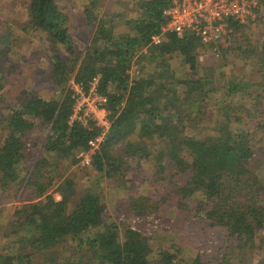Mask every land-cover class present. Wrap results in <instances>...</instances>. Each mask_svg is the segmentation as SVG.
Returning a JSON list of instances; mask_svg holds the SVG:
<instances>
[{
	"label": "trees",
	"instance_id": "obj_1",
	"mask_svg": "<svg viewBox=\"0 0 264 264\" xmlns=\"http://www.w3.org/2000/svg\"><path fill=\"white\" fill-rule=\"evenodd\" d=\"M97 2L84 9L88 22L97 25L81 63L56 58V98L33 95L4 119L9 134L0 144V187L9 191L26 184L32 202L17 206L3 226L0 242H8L1 246L0 264H183L180 247L154 250V243L164 241L159 229L174 228L175 243L187 240L189 225L209 230L210 240L191 250L188 264H238L248 250L264 254V83L247 76L224 83L222 76V86H215L214 76L199 75L204 46L194 34L171 33L168 41L149 47L167 23L165 11L173 0L137 1L139 15L125 22L126 34H115L108 17L95 15ZM26 11L29 21L20 31L73 46L69 17L56 0H29ZM5 23L0 64L13 41V28ZM243 26L233 21L227 40ZM173 61L187 67L185 76L175 75ZM134 66L138 74L132 76ZM97 76L99 91L108 97L111 127L92 156V169L108 186L127 191L115 214L92 188L78 193L69 179L46 182L49 158L31 172L26 165L36 124L48 132L46 154L67 159L102 132L91 121L70 124L75 101L68 83L88 84ZM209 99L220 104L217 110L209 112ZM143 140L160 144L152 150ZM144 163L153 167L152 177H133ZM139 181L151 186L152 196H134ZM58 183L59 202L49 194ZM6 246L11 253H4Z\"/></svg>",
	"mask_w": 264,
	"mask_h": 264
},
{
	"label": "rangeland",
	"instance_id": "obj_2",
	"mask_svg": "<svg viewBox=\"0 0 264 264\" xmlns=\"http://www.w3.org/2000/svg\"><path fill=\"white\" fill-rule=\"evenodd\" d=\"M137 1L139 0H98L93 10L97 17L109 18L107 21L115 27L113 29L115 34H126L130 32V27L126 26L125 22L136 19L139 15L134 8ZM28 2L29 0H0V22L4 25V28L0 30V34L8 32L7 28L9 27L5 26L6 21L13 28V41L7 55L1 58L2 63L0 64V144L9 134L4 119L14 110L20 108L27 99L33 95L47 100L56 98L55 92L59 87L54 78L56 76L52 73L55 70V64L58 63L57 60L59 61L56 58L61 57L62 61L71 63H68L69 65H72L76 60L77 65H79L82 57L91 46L96 32L95 27L97 24L89 23L84 13L85 7L91 2L96 3V0H56L60 10L69 17V35L73 46L66 48L65 46L50 44L46 38L43 39L36 32L23 33L20 30L29 21L26 11ZM122 21H124V24ZM154 67L155 64L149 65L148 71ZM172 67L177 68L176 76L187 74V67L178 66L175 61H173ZM132 70L134 71L132 76L138 74L135 66ZM197 72L199 75L206 77L214 76L215 86H222L223 80H220L222 76L225 79L224 83L231 78L236 80L245 76H247L246 80L250 77L252 80L264 83V17L252 21L234 32L230 39H226L223 45L218 47V50L213 51L211 48L206 47L200 49ZM72 82L73 80L68 83L69 87L72 86ZM253 94L258 95L257 92H253ZM205 104L208 105L209 112L217 110L220 106L213 99H209V103L206 102ZM47 134L48 132L41 128L40 124H36V129L29 137L27 146L29 160L26 161L29 172L33 171L35 164L41 161L43 157L49 158L48 170L52 173L46 171V182L49 178H55L57 181L60 180L59 183L62 184L64 180L69 179L68 181L76 185L78 193L82 192L83 189L92 188L95 192L102 193L103 201L107 203L109 209L113 212L112 214H115V207L123 204L121 199L128 195L127 191L119 189L118 186H108L110 181H102L101 177L92 169V165H82L80 159H78L79 152L70 159L61 158L55 154H46L44 145ZM143 141V146L152 150H156L160 144L159 140ZM133 163H136V160ZM260 169L262 171L264 168ZM153 172L150 163H144L141 168H134L133 177H139V174L136 173L152 177L151 173ZM261 174L264 177V172H261ZM59 183L49 191V194H52L57 202L62 200L61 193L58 190ZM148 185L142 186L140 181L137 182L134 185L136 192L134 196L141 197L148 194L152 196L151 186ZM11 189H15L13 190V196V191L10 192ZM11 189L5 191L0 187V232L3 226L12 220L17 206L32 202L30 200L32 191H29L26 184L21 187L13 186ZM201 228L202 226L191 228V225H189L188 239L179 243H175L176 234L178 233L174 231V228L159 229L158 234L164 235L165 238L162 243H154V250L160 246L164 247L165 244L178 246L181 250H184L183 257L187 259L183 264H188L195 254L191 250L197 251L199 248H205L209 243L210 239L206 241L209 230L202 232ZM196 238L201 242L198 243V248L195 246L197 244ZM7 242L8 240L2 239L0 251L3 243L7 244ZM6 252L11 253L7 246L4 253ZM258 252L259 250L246 251L245 255L239 257L236 263L264 264V254Z\"/></svg>",
	"mask_w": 264,
	"mask_h": 264
},
{
	"label": "built area",
	"instance_id": "obj_3",
	"mask_svg": "<svg viewBox=\"0 0 264 264\" xmlns=\"http://www.w3.org/2000/svg\"><path fill=\"white\" fill-rule=\"evenodd\" d=\"M165 15L167 23L153 35L149 47L168 41L171 33L178 37L194 34L204 47L214 51L229 36L233 21L247 25L264 17V0H173ZM99 83L97 76L88 84L72 82L71 86L75 104L70 124L79 121L86 125L91 121L102 129L88 142L87 149L79 151L78 159L86 166L92 165V156L111 127L108 97L99 91Z\"/></svg>",
	"mask_w": 264,
	"mask_h": 264
},
{
	"label": "crops",
	"instance_id": "obj_4",
	"mask_svg": "<svg viewBox=\"0 0 264 264\" xmlns=\"http://www.w3.org/2000/svg\"><path fill=\"white\" fill-rule=\"evenodd\" d=\"M132 69H133V68H132ZM132 69H131V71H132ZM131 71H130V73H132ZM131 75H133V73H132Z\"/></svg>",
	"mask_w": 264,
	"mask_h": 264
}]
</instances>
